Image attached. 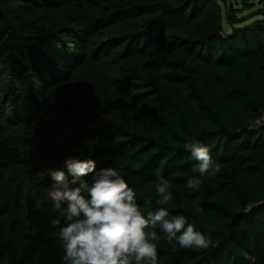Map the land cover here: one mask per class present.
Listing matches in <instances>:
<instances>
[{
  "label": "trees",
  "instance_id": "trees-1",
  "mask_svg": "<svg viewBox=\"0 0 264 264\" xmlns=\"http://www.w3.org/2000/svg\"><path fill=\"white\" fill-rule=\"evenodd\" d=\"M253 1L0 0V264H62L47 193L70 155L120 169L142 208L171 180L164 207L211 243L173 248L157 229L159 264H264V0L240 16ZM192 138L220 166L196 191Z\"/></svg>",
  "mask_w": 264,
  "mask_h": 264
},
{
  "label": "clouds",
  "instance_id": "clouds-1",
  "mask_svg": "<svg viewBox=\"0 0 264 264\" xmlns=\"http://www.w3.org/2000/svg\"><path fill=\"white\" fill-rule=\"evenodd\" d=\"M183 148L196 162L186 187L196 191L203 178L220 172V166L210 155V147L199 139H189ZM61 164L49 171L53 184L47 197L49 211L55 214L49 223L58 229L54 235L63 250L62 264H159L157 229L174 242L173 248L199 250L210 245L209 235L189 216L164 207L174 201V195L171 180L163 175L154 182L155 199H144L145 208L151 209L145 210L120 169H97L90 156L70 155ZM89 174L90 179H84Z\"/></svg>",
  "mask_w": 264,
  "mask_h": 264
},
{
  "label": "rangeland",
  "instance_id": "rangeland-1",
  "mask_svg": "<svg viewBox=\"0 0 264 264\" xmlns=\"http://www.w3.org/2000/svg\"><path fill=\"white\" fill-rule=\"evenodd\" d=\"M258 1H259V0H254V1H253V2H254V8L242 12V13L240 14V16H241V17L244 16L245 18L250 17V15L253 14L254 10L257 9V8H259V6H260V5H258V4H259ZM227 2L233 4V6H235L236 8L242 6V4H241V3H242V0H227ZM222 10L224 11V7H223V6H222ZM223 16H224V14H223ZM252 20H253V19H249L248 21H245L243 24H246V23H248V22H251ZM225 26H226L225 19H223V27L225 28ZM83 90H84V89H83ZM5 106H6V104H4L2 108H5V109H6L7 107H5ZM11 112H12V108L9 107V109L5 111V114L11 116ZM26 124H27V122H26ZM26 124L24 125L25 127L23 128L24 131H26V129H27ZM27 126H30V124H28ZM31 127H36V126H31ZM27 134H29V131H28V130H27Z\"/></svg>",
  "mask_w": 264,
  "mask_h": 264
},
{
  "label": "built area",
  "instance_id": "built-area-1",
  "mask_svg": "<svg viewBox=\"0 0 264 264\" xmlns=\"http://www.w3.org/2000/svg\"><path fill=\"white\" fill-rule=\"evenodd\" d=\"M264 122V114L260 117L259 120L255 121V125L262 124Z\"/></svg>",
  "mask_w": 264,
  "mask_h": 264
},
{
  "label": "water",
  "instance_id": "water-1",
  "mask_svg": "<svg viewBox=\"0 0 264 264\" xmlns=\"http://www.w3.org/2000/svg\"><path fill=\"white\" fill-rule=\"evenodd\" d=\"M217 36H218V37H221V34H218Z\"/></svg>",
  "mask_w": 264,
  "mask_h": 264
}]
</instances>
